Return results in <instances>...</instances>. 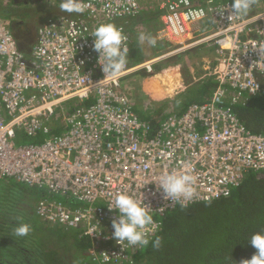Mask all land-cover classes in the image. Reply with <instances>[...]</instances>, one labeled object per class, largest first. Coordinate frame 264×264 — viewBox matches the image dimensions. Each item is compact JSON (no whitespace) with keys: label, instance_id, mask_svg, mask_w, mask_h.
<instances>
[{"label":"built area","instance_id":"obj_1","mask_svg":"<svg viewBox=\"0 0 264 264\" xmlns=\"http://www.w3.org/2000/svg\"><path fill=\"white\" fill-rule=\"evenodd\" d=\"M81 3L83 13L64 12L43 22L31 58L0 13V177L44 189L36 213L89 237L90 264H137L143 247L127 241L122 246L112 237L119 213L108 205L115 206L119 193L148 208L152 239L160 227L157 218L180 205L165 199L158 187L162 175L188 171L197 177V195L185 201L188 206L228 196L248 172L264 169V133L251 131L233 107L246 95L264 94V4L229 19L232 0H159L162 38L177 46L135 63L130 35L117 25L127 37V64L118 77L102 81L92 32L100 24L137 16L141 4ZM207 20L211 26L203 32ZM200 46L215 49L210 75L217 86L211 97L162 115L157 127L142 119L126 78L152 73L161 61ZM73 99L90 103L68 112ZM40 133L48 134L41 143L18 142L20 135Z\"/></svg>","mask_w":264,"mask_h":264},{"label":"trees","instance_id":"obj_2","mask_svg":"<svg viewBox=\"0 0 264 264\" xmlns=\"http://www.w3.org/2000/svg\"><path fill=\"white\" fill-rule=\"evenodd\" d=\"M10 1L12 5L16 4V0ZM200 1L195 0V2ZM28 2L33 5L43 2L54 8L46 0H28ZM53 3L56 4L55 0ZM253 4L261 6L264 4V0H254ZM9 5H2V13L13 15L16 8ZM57 7L56 5L54 9L58 11ZM61 14H63L62 11L57 12L55 17ZM161 14L162 11L159 8L156 13L143 14L140 12L137 16L117 19L112 23L126 27L132 48L133 43L137 42L134 39V28L137 23L143 24V27L153 21L159 24L157 19ZM23 26L22 21L17 20L15 23L17 30ZM210 26L211 21L209 20L202 25L203 29H208ZM157 29V27L154 29L152 27L150 32L152 30L155 32ZM19 32L21 33L20 30ZM33 36L31 33H27L25 38L27 37V41L31 42L34 39ZM23 44L21 48L26 55V44L29 43L23 40ZM216 86L215 78L207 74L190 87L188 93L193 92V88H197L195 91L197 100L198 98L205 100V97L208 98ZM200 100L189 103L185 98L180 100L179 104H184L182 110L184 111L190 104L202 102ZM89 103L90 101L76 105L70 104L68 112L75 106L89 105ZM233 107L251 131L264 133V94L246 95L244 102L236 103ZM134 109L142 119L150 121L155 127L164 117L161 114H148L144 110ZM57 129L52 130V133L53 131L58 132ZM47 136L48 134L44 133L36 136L20 135L18 142L41 143ZM0 178L6 179L5 181L10 183H20L14 179ZM32 188L35 189L33 197L38 198V203L46 198L44 189ZM21 192L18 188H14L10 194L16 198L18 203L10 199H0V264H90V249L93 245L90 238L84 236L80 229L69 232V229L47 228L41 221L40 227L46 232L43 231L45 234L41 237L42 239L36 236L35 221L33 223L30 221V218L35 217V207L30 206V200L27 196H22ZM157 219L160 222V227L151 240H155L156 236L161 237V247L153 248L150 242L148 246L143 247L137 253V264H242V261L251 259L257 252V249L251 244V236L256 232H264V169L248 172L242 183L235 187L228 196L194 203L183 208L179 205ZM20 223H28L31 226L30 233L25 237H16L13 234L15 227ZM55 235L65 244L63 245L59 241L57 245L54 243L50 245V240L46 242L48 237ZM67 244H70L71 247L64 252L61 248H65ZM83 256H86L87 259H84Z\"/></svg>","mask_w":264,"mask_h":264},{"label":"clouds","instance_id":"obj_3","mask_svg":"<svg viewBox=\"0 0 264 264\" xmlns=\"http://www.w3.org/2000/svg\"><path fill=\"white\" fill-rule=\"evenodd\" d=\"M53 6V0H50ZM254 0H232V15L246 16L252 9ZM58 7L60 11L66 13H83L85 7L81 0H59ZM193 20L196 15L193 14ZM95 39L93 49L98 56V63L101 66L105 78H116L120 75L127 64L129 48L125 41L127 40L123 30L115 23H103L91 34ZM140 44L155 46L156 40L149 35L140 33L138 36ZM197 177L188 171L177 173L171 172L161 176L158 187L163 189L165 199H170L173 203L187 207L185 201L193 199L196 195ZM109 210L116 209L119 213V219L113 220L114 232L112 237L118 244L123 246L127 241L132 247L137 248L148 246L151 242L152 247L159 249L162 244V238L156 236L151 240V227L154 226L153 215L148 208L127 192H121L115 197V206L108 205ZM31 231L28 223H20L14 229V236L25 237ZM251 244L257 249V252L251 259L242 261V264H264V232H256L250 238Z\"/></svg>","mask_w":264,"mask_h":264},{"label":"rangeland","instance_id":"obj_4","mask_svg":"<svg viewBox=\"0 0 264 264\" xmlns=\"http://www.w3.org/2000/svg\"><path fill=\"white\" fill-rule=\"evenodd\" d=\"M139 2L141 4V8H142L141 12L143 14L144 13L148 14L149 12L156 13L159 11V7H158L159 0H158V2H157V0H139ZM56 5H58V4L56 3ZM13 6L16 8V10L13 12V15L4 14V13H2V10L0 9L1 18L4 20L7 27H10L12 30H14L13 29L14 22H15L14 20L18 19L19 21H22L24 23L23 28L26 31H28L29 34L33 31H35L41 25V23L44 20H46L47 18H49L51 15L54 16L55 14H57V12H61L59 7H57L58 11L54 10L53 12H51V10H50L51 7L47 4H44L43 2L37 3L36 5H33V4L26 5L25 3H23L22 5H18V4L11 5V7H13ZM157 21L160 22L161 24H163L160 17L157 19ZM153 22H155V21H153ZM152 24H155V23H152ZM136 26H138V28L141 29L143 24L137 23ZM146 30H147V27H145L143 31H146ZM204 31H207V30L204 29L203 32ZM201 32L202 31L198 30L197 34L200 35ZM134 46H135V44H133V47ZM173 46L172 47L175 48L177 46V44L173 43ZM168 49L169 48L165 49V47H164V50L160 49V51H165ZM214 51H215V49L213 47L200 46V47L194 48L192 50H189L185 55H179L178 54V55L172 56L168 59L161 61L160 63L155 65V68L153 71L154 73L156 72L159 75V73H161L160 69H159L160 67H161V69L170 68L171 70L170 71L166 70L167 71V72L165 71L166 74L165 75L163 74L164 76H161V78L156 79V82H154V84H156V85L159 84L158 86H160V84H162V85H165V83L168 84L170 82L169 77L172 75H175V77L177 76L178 78L180 77L179 82H183V81L184 82H187V81L195 82V76L192 75L193 77H190V72H189V74L187 73L188 76L187 75L185 77L182 76L183 70H186V68H189V66H186L187 63L185 60L183 61V63L179 64V66H178V64H175V63L178 62V60H183L185 58L191 57V61H189V62L191 63L192 68L195 69V70H192V72L194 71V73L196 74V77H198V76L200 77L203 73H206L209 71L208 70L209 65L207 63L204 64V62H202V60H201L202 55L209 56L213 60H215V52ZM26 57L31 58V54L29 51H26ZM173 58H176L175 59L176 61H174ZM172 61H174V62H172ZM197 62H200V64H198ZM182 66H184V69ZM180 68H182L183 70L182 69L180 70ZM148 73L149 72L144 71V70L138 71L137 73L129 76L125 80L126 83L127 82L130 83L131 79L136 80V84H133L132 87L126 86V88L129 90L128 94L132 97V99L135 103V108H137V106L140 105V106H142V110L146 111L148 114H151V113L152 114H161V112L166 111L170 107L171 104H179L180 100H182V99L187 98V102H189V103H191L192 101L194 102V101L200 100V98H198V100H197V96H196V92H195L197 88H193V90H194L193 92H190V93L184 92V93L180 94V97H178L177 99H171V98L167 99V102L164 103L165 105L162 106L160 110H158L159 108H156L154 106V103H153V101H155L156 99L154 98V96L149 94L150 92H153L152 91L153 89L151 87H148V85H150V84H148V82L142 81L143 78L146 76L149 79H152L151 82H153V75H151V74H154V73H149V74ZM169 74H170V76H169ZM139 81L142 82V85L139 83ZM173 82H174V80L172 81V83ZM143 87H146L150 91L148 93H140V91H142L141 89ZM178 88H180V86ZM155 90L159 92V90H157V88L154 89V91ZM173 90H174V87L171 86L169 91L172 92ZM155 94H158V93H155ZM143 99L144 100L146 99L145 100L146 102H144ZM140 101H142L143 104H137V102H140ZM200 101L203 102L205 100L202 99ZM142 102H140V103H142ZM74 103H81V102L78 99H73L69 102V104H66V105H70V104H74ZM147 103H149V104H147ZM151 104H153V107H151L152 106ZM147 106L151 109L147 108ZM164 114H165V112H164ZM5 180L6 179L0 178V199H2V198L7 199V200L10 199L11 201L18 203L16 198L10 196V194H12V191H14V188H18L20 191H22L21 195L27 196V198L30 200V206H32L33 208L36 206V204L38 202V198L36 196L33 197V195H35L34 194L35 189H33L32 187H29L28 185H25L23 183H18V184L16 183L15 184V183H10V182L5 181ZM23 191H24V193H23ZM59 197L61 199H63L62 196H59ZM30 221H31V223H33V221H35V225H36L35 234H36V236L38 238H41L42 236H44V234H45L44 232H46V231L44 229H41L40 225H42V223H41L42 220L36 215V213H35V217L33 219L30 218ZM59 230H62V229H59ZM68 231L74 232V229H69ZM47 239H48V241H46V242H49V240H50V242H49L50 245H52L51 243H54L55 245H57V244H59V241H60V239L56 235L52 236V237H48ZM61 243L63 245L65 244V242H61ZM70 247H71V245L67 244L65 248H61V249H63V251L66 252L70 249ZM83 257H84V259L86 258V256H83Z\"/></svg>","mask_w":264,"mask_h":264},{"label":"crops","instance_id":"obj_5","mask_svg":"<svg viewBox=\"0 0 264 264\" xmlns=\"http://www.w3.org/2000/svg\"><path fill=\"white\" fill-rule=\"evenodd\" d=\"M9 1L8 0H3L2 4H1V7H2L3 4H10V5H12V2L11 1L9 2ZM23 3H26V4L30 5V3L28 2V0H16V4H18V5H22ZM53 7L55 8L56 6H53ZM54 8H50L51 12H53L54 10H56ZM51 16H53V15H51ZM160 18H161V16H160ZM17 20L18 19L14 20L15 22H14V27H13L14 30H13V32L16 35L17 39L19 40L20 45L23 44V40H24V42H26V43L28 42L29 43L28 45L26 44V49H27V51H29L32 48L31 46H33V42L35 41V38L37 37V32H38L39 27L43 24V22L45 20L41 23V25L35 31L31 32V34L34 35L33 36L34 39L31 42L30 41H27V37L25 38V36L27 35L28 31H26L23 27H21V28H19V30L21 31V33H20L19 30H17L15 28V23L17 22ZM152 23H155V22H151V23H149V25H146V24L144 25L145 27H147V30L146 31H143L145 27L142 26L141 29H140V28H138V26H135L136 24L134 25L135 26V28H134L135 29V31H134V39L138 43L137 42L133 43V44H135V46L134 47L132 46L133 49H132V52H131V60H133V62H135V63H141V62H145L147 60H150V59L154 58L155 56H158L159 54H161L163 52H167V51L171 50L174 47L173 46V43L174 42L172 43L171 41H168V40H165V39L162 38L163 35H162V33L160 31L162 30L163 24H161L159 22V24L155 23V24H157V26H155V24H152ZM152 27H153V29H154V27H157L158 28L157 31L153 32V30H152L150 32V28H152ZM140 33H144L146 35H149L151 37H154V39L156 40V45L155 46H149L147 44H140L139 41H138V36H139ZM164 47H165V49L166 48H169V49L168 50H165V51H160V49H163L164 50ZM187 52H184V53H182L180 55H185ZM184 60L187 63L186 66H189V68H188V70H183L184 69V66H182L183 69L180 68V70L181 69L183 70L182 76L183 77H185L186 75L188 76V74L190 72V77H193L192 75L195 76V82H192V81L179 82L180 81L179 80L180 77L179 78L177 76L175 77V75L170 76V74H169V76H170L169 77V81L170 82L168 84H166V83H165V85L160 84V86H158L159 84L158 85L154 84V82H156V79L161 78V76H164L166 74L165 71L166 70H169L170 71L171 70L170 68L160 69V72L161 73H159V75L156 72L155 73L152 72V73H154V74H151V75H153V82H151L152 79H149L146 76L143 78L142 81L148 82V84H150V85H148V87H151L153 89L152 90L153 92H150L149 94H151L152 96H154V98L156 99L155 101H153V103H154V106L156 108H159L158 110H160L161 107L165 105L164 103L167 102V99H169V98H171V99H177L178 97H180V94H182L184 92H187L188 93L189 90H190V87H192L193 85H195L196 83H198L199 80L202 79L207 74L210 75V70H211V68L214 67V65L216 63L211 57L202 55L201 60H202V62H204V64L207 63L209 65V67L206 65L208 67V70L209 71L206 72V73H203L200 77L199 76L196 77V74L194 73V71L192 72V70H195V69L192 68L191 63L189 62V61H191V57L185 58L183 60H178V62H176V64H178V66H179V64L183 63ZM174 61H176V60H174ZM197 63L200 64V62H197ZM173 80H174V82L172 83ZM139 83L142 85V82L141 81H139ZM133 84H136V80L135 79H131L130 80V83H128V82L126 83L127 87H130V86L132 87ZM171 86L174 87V90L172 92L169 91V89L171 88ZM179 86H180V88H178ZM156 88H157V90H159V92L156 91V90L154 91V89H156ZM141 90L142 91L139 90L140 93H148L150 91L146 87H143ZM127 91H129V90L127 89ZM154 92L155 93H158V94H155ZM212 93H211V95H212ZM211 95L208 98L205 97V101H207L211 97ZM145 100H144V102H146ZM140 102H142V101H140ZM140 102H137V104H143V102L142 103H140ZM147 104H149V103H147ZM151 105L153 106V104H151ZM183 106H184V104H171L170 107L166 111H164L165 114H164V112H161V115H166V114H169L170 112H182ZM137 110L143 111L142 110V106H140V105L137 106ZM37 205H38V202H37V204H36V206L34 208V213H36ZM37 216H38V214H37ZM41 220H42V222L44 223V225L47 228H56L57 227V228H60V229L67 230V229H65V228H63L61 226L54 225V224H50V223L44 221L43 219H41Z\"/></svg>","mask_w":264,"mask_h":264},{"label":"water","instance_id":"obj_6","mask_svg":"<svg viewBox=\"0 0 264 264\" xmlns=\"http://www.w3.org/2000/svg\"><path fill=\"white\" fill-rule=\"evenodd\" d=\"M27 63H28L29 65H31V62H30L29 60H27Z\"/></svg>","mask_w":264,"mask_h":264}]
</instances>
